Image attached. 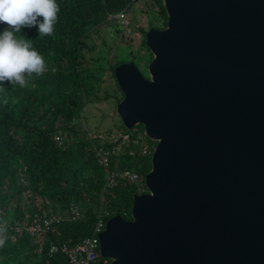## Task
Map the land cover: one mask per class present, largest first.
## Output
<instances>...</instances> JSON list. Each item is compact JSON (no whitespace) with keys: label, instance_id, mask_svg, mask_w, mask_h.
Listing matches in <instances>:
<instances>
[{"label":"water","instance_id":"95a60500","mask_svg":"<svg viewBox=\"0 0 264 264\" xmlns=\"http://www.w3.org/2000/svg\"><path fill=\"white\" fill-rule=\"evenodd\" d=\"M144 77L113 68L115 113L155 142L108 264H264V0H160Z\"/></svg>","mask_w":264,"mask_h":264},{"label":"trees","instance_id":"16d2710c","mask_svg":"<svg viewBox=\"0 0 264 264\" xmlns=\"http://www.w3.org/2000/svg\"><path fill=\"white\" fill-rule=\"evenodd\" d=\"M133 1L57 0L59 19L52 36L38 37L36 28L22 30L20 35L30 39L49 70L40 77L30 78L24 88L19 85L13 88L6 83L0 92V228L6 226L0 233L4 239L0 246V264H67L60 254L46 253L50 241L80 240L90 233L98 214L104 222L115 214L130 219L132 196L141 193L140 185L115 179L111 187H104L105 173L96 162L97 149L84 141L76 128V120L91 94L85 83L88 75L81 68L87 62L82 54L88 48L85 38L92 28L110 16L124 13ZM152 1L163 20L161 27L152 28H163L166 14L161 1ZM3 28L0 24V31ZM140 31L141 44L149 60L151 54L144 44V30ZM127 61L108 65L118 91L113 68ZM121 97L120 93L118 101ZM120 128L121 133L130 137L133 129L143 135L141 124L125 129L120 122ZM143 138L148 139L144 135ZM148 141L149 153L141 154L136 147L131 149L130 144L124 152L108 157L110 169L129 170L139 175L144 192L143 177L150 169V153L155 145L154 141ZM115 143L105 142L97 147L104 149ZM17 174L21 175L28 192L50 201L36 208L28 198L26 221L41 212L59 214L70 205L78 208V217L53 223L43 239L22 229L24 214L18 202L10 218L5 219L10 201L19 199Z\"/></svg>","mask_w":264,"mask_h":264},{"label":"rangeland","instance_id":"374dc122","mask_svg":"<svg viewBox=\"0 0 264 264\" xmlns=\"http://www.w3.org/2000/svg\"><path fill=\"white\" fill-rule=\"evenodd\" d=\"M123 18L127 22L126 27H123L121 20L112 15L92 28L85 38L88 48L82 50L83 57L87 62L81 68L83 73L88 75L85 83L86 87L90 88L91 94L88 95L90 101L85 102L79 119L76 120V128L92 149L98 150L97 145L115 142L117 138L126 134L121 133L120 120L115 113V104L120 98V93L114 84L108 65L132 59L141 74L147 77L148 52L141 44L140 30L145 31L149 27L163 25L158 7L152 0L133 1L124 12ZM132 132L131 142L128 144H131V149L136 147L140 152L138 148L140 144H136V140H140L142 145L145 143L146 147L149 146L148 139L144 140L139 130L133 129ZM124 144L125 142L121 144L118 142L114 145L113 150L116 153L124 152L126 149ZM17 177L19 178L17 184L20 186L19 199L13 198L10 201L5 219L10 218L14 205L18 202L24 214L23 226L26 223L27 205H30L28 198L36 208L42 206L43 203L49 204L50 201L28 192L24 187L25 183L21 182V175L17 174ZM101 201L102 197L100 196L99 202ZM64 212L65 210H62L59 214H64ZM35 236L40 238L39 234ZM0 238H2L1 235Z\"/></svg>","mask_w":264,"mask_h":264},{"label":"clouds","instance_id":"9594fccd","mask_svg":"<svg viewBox=\"0 0 264 264\" xmlns=\"http://www.w3.org/2000/svg\"><path fill=\"white\" fill-rule=\"evenodd\" d=\"M59 11L57 0H0V24L4 25L0 31V92L6 83L24 88L30 78L49 70L43 55L20 34L23 29L36 28L38 37L52 36ZM5 228H0V233ZM3 244L0 238V246Z\"/></svg>","mask_w":264,"mask_h":264},{"label":"built area","instance_id":"2783aa9c","mask_svg":"<svg viewBox=\"0 0 264 264\" xmlns=\"http://www.w3.org/2000/svg\"><path fill=\"white\" fill-rule=\"evenodd\" d=\"M124 13L118 12L114 15L115 18L122 21L123 27H126L127 22L123 18ZM144 139V138H143ZM131 137L128 134H124L120 138L115 140V144L118 142L121 144L125 142L124 146L128 145L131 141ZM114 142V141H113ZM112 143V142H110ZM136 144H140L138 147L141 154L149 153V148L145 143L142 145L140 140L135 141ZM114 146L108 148H98L97 150V164L102 168L105 173L104 187H111L115 179H124L127 181L135 182L140 185V191H143V187L140 182V177L133 171L129 170H116L110 169L108 166L109 155H114L116 152L113 150ZM79 210L77 207L70 205L68 210H65L64 214H51L46 215L44 212L39 214H33L30 220L26 221L22 229L30 235L39 234L40 238H44L45 233L49 230L50 226L60 220L74 219L78 217ZM104 228V221L100 214L97 215L94 224L87 236H84L80 240L74 243L66 242H54L50 241L47 244L46 253L60 254L65 258L67 264H108L109 259L99 254V234ZM37 252H41V247L37 248Z\"/></svg>","mask_w":264,"mask_h":264}]
</instances>
